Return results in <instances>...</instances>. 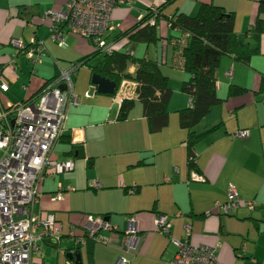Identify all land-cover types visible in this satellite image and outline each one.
Listing matches in <instances>:
<instances>
[{
    "label": "crops",
    "instance_id": "1",
    "mask_svg": "<svg viewBox=\"0 0 264 264\" xmlns=\"http://www.w3.org/2000/svg\"><path fill=\"white\" fill-rule=\"evenodd\" d=\"M68 1L0 0V78L8 85L7 91L0 89V114L32 100L48 80L84 62L73 78L78 103L69 106L53 151L59 161L72 160L74 170L48 173L34 207L38 217L53 215L63 235L59 242L44 241L41 256H34L30 264H115L121 257L129 264H169L176 248L158 232L159 214L168 216L170 236L181 242L186 240L185 224H190V245L214 249L221 264H251L252 258L264 264V33L259 54L248 63L231 56L220 60L217 94L222 103L194 131L201 134L221 127L195 146L197 171L204 181L192 182L188 132L179 119V112L191 106L190 96L182 92L189 76L174 65L173 37L178 32L167 21L178 14L195 17L202 4H212L233 13L237 36L254 45L252 32L264 0H134L114 8L111 19L117 28L106 36L109 45L115 52H132V57L157 63L168 78L169 123L158 133L149 132L135 81L124 79L115 95L96 91L90 95L91 69L105 58L90 39L65 35V47H60L50 38L52 23L45 12L63 10ZM163 5L159 41L130 42L126 34L150 9ZM259 17L264 20V14ZM14 38L26 44L32 38L41 41L42 62L32 64L17 55L11 45ZM136 70L129 64L126 73L134 75ZM231 86L245 91L229 95ZM125 99L134 100L135 106L127 120L119 121ZM240 130H249V137L235 138ZM230 184L242 199L255 201L254 210L241 206L229 215L218 210L228 199ZM89 216L102 217L115 229L101 232L106 242L88 239L78 246L70 231L83 236ZM131 220L135 233H128Z\"/></svg>",
    "mask_w": 264,
    "mask_h": 264
},
{
    "label": "built area",
    "instance_id": "2",
    "mask_svg": "<svg viewBox=\"0 0 264 264\" xmlns=\"http://www.w3.org/2000/svg\"><path fill=\"white\" fill-rule=\"evenodd\" d=\"M131 2L134 0H69L63 10L45 12V17L50 18L52 23L50 38L60 47H65V35L83 37L90 39L97 50L111 54L114 50L106 36L117 28L111 19L112 11L121 4ZM151 13L153 16L147 23L156 25V8L150 9L146 15ZM168 25L171 27V24ZM190 37V33L185 32L173 41L176 68L184 69L183 52ZM11 45L17 55L25 56L32 64L42 62L44 45L36 38H32L29 44L14 38ZM82 66L81 62L71 65L45 85L38 96L10 106L0 114V264H30L34 256H41L44 241L59 242L62 238V226L58 225L54 216L38 217L34 214V207L42 181L48 173L55 175L74 170L72 160L59 161L53 157V151L63 134L69 106L78 103L73 92V78ZM0 89L8 90L7 83L1 78ZM249 133V130H240L234 137L246 139ZM190 181L203 182L204 178L193 169ZM228 191L227 201L217 206L220 212L229 215L241 206L255 209V201L242 199L234 184L229 185ZM130 192L133 193V189ZM132 224L133 220L128 233L136 232ZM155 226L159 233L168 236L170 244L176 248L169 264H221L214 249L190 245V224H185L184 242L170 236L172 225L167 215H157ZM114 229L104 218L89 216L85 234L76 237L72 228L70 235L78 246H82L88 239L106 242L101 232ZM250 262L258 264L254 258ZM115 264H129V260L121 257Z\"/></svg>",
    "mask_w": 264,
    "mask_h": 264
},
{
    "label": "trees",
    "instance_id": "3",
    "mask_svg": "<svg viewBox=\"0 0 264 264\" xmlns=\"http://www.w3.org/2000/svg\"><path fill=\"white\" fill-rule=\"evenodd\" d=\"M164 6L166 5L156 8V25L147 23L153 16L151 13L144 16L126 34L130 42L151 44L159 41L157 26L162 19L161 9ZM261 14H264V2L260 4L258 18L252 32L254 45L237 36L233 13L212 4H202L195 17L178 14L174 18L167 19L171 24L170 28L178 32L173 39L179 38L185 32L191 35L183 52L184 70L189 77L182 84V92L190 96L191 106L179 112L180 126L188 132L186 147L190 171L193 169L197 171L195 146L221 127L217 125L201 134L194 131V128L210 114L212 108L222 103L217 94V70L220 60L223 56H231L238 62L248 63L254 55L259 54V39L264 33V20L259 17ZM104 56L103 62L91 69L92 74H99L115 82L114 95L124 79L135 81L137 98L143 106L149 132L158 133L165 129L169 123L168 104L172 91L168 86V78L162 73L158 64L115 51L111 54L104 53ZM129 64L137 67L134 75L126 73ZM56 78L48 80L45 85ZM244 91L242 88L231 86L229 95L241 94ZM134 106V100H123L118 120H127Z\"/></svg>",
    "mask_w": 264,
    "mask_h": 264
},
{
    "label": "water",
    "instance_id": "4",
    "mask_svg": "<svg viewBox=\"0 0 264 264\" xmlns=\"http://www.w3.org/2000/svg\"><path fill=\"white\" fill-rule=\"evenodd\" d=\"M92 84L93 87L90 89V95H92L94 91L101 94L114 95L116 91V83L99 74H93ZM62 89L65 90V87H62Z\"/></svg>",
    "mask_w": 264,
    "mask_h": 264
}]
</instances>
